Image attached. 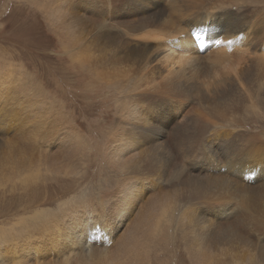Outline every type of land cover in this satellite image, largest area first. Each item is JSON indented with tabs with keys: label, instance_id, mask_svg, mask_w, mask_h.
<instances>
[{
	"label": "rangeland",
	"instance_id": "374dc122",
	"mask_svg": "<svg viewBox=\"0 0 264 264\" xmlns=\"http://www.w3.org/2000/svg\"><path fill=\"white\" fill-rule=\"evenodd\" d=\"M171 1L140 0V12L128 13L125 26L113 32L117 42L93 51L91 0H0V264H70L56 251L69 241L67 227L56 218L50 220L53 213L70 208L77 217L84 210L96 212L92 223L85 225L92 237L86 252L107 253L105 264H115L111 260L116 247L121 249L119 236L154 199L163 202L161 225L148 229L153 236L149 252L139 248L140 256L133 254L140 258L139 264H195L183 241L186 237L192 250L199 245L206 248L202 237L188 229L200 211H206L203 224L213 238L242 228L245 237L260 240V233L252 230L251 208L247 224L236 212L246 206L238 194H254L257 183L264 182V112H250L253 97L240 92L239 82L258 88L262 81L250 80L251 65L238 52L217 60L222 43L207 45L211 50L199 51L201 57L191 58L186 65L177 62L179 53L187 56L188 52L185 43H175L180 36L176 29L191 32L192 28L188 20L178 19ZM255 3L249 7L250 19L259 22L262 13ZM104 22L98 19L103 29ZM65 32L68 38L60 36ZM149 45L155 46L149 51ZM153 55L158 59L153 60ZM132 106L138 107L148 125L136 150L126 152L124 160H114L115 144L110 140L121 130L120 118ZM236 114L239 119L231 118ZM210 115L220 123L211 121ZM229 120L233 147L221 145L219 139V131H230ZM54 132L57 135L51 137ZM34 134L35 140L30 138ZM256 134L263 140L251 141ZM17 163L23 164V170L12 172ZM237 163L246 167L245 172L231 176L225 167ZM184 180H195L198 187L190 183L186 191ZM212 180L221 185L210 188ZM128 184L133 185L131 193L118 196ZM185 194L203 203L189 204ZM120 197L128 205L115 220ZM247 202L251 207L253 200ZM216 203L231 204L230 217L217 216L212 209ZM257 204L264 206L261 201ZM99 219L107 225L106 231L90 228ZM161 237L167 241H158ZM207 242L211 243L209 236ZM229 258L209 261L232 264L234 258ZM120 260H125L122 254ZM84 261L98 264L95 258L76 263ZM236 263L264 261L255 256Z\"/></svg>",
	"mask_w": 264,
	"mask_h": 264
},
{
	"label": "bare ground",
	"instance_id": "6f19581e",
	"mask_svg": "<svg viewBox=\"0 0 264 264\" xmlns=\"http://www.w3.org/2000/svg\"><path fill=\"white\" fill-rule=\"evenodd\" d=\"M139 2H140V0H91V26L93 29V31L91 32V49H93V51L99 50V48L101 46H103L105 48L106 47L110 48V46H112L113 44H115V42H117L116 39H118V38L114 37L113 32L115 30L122 29V27L125 26L124 22H126V20L124 21L123 18L125 16H129L128 13L132 16L133 15L135 16L136 11L140 12V9H142L143 7L140 6L141 3H139ZM171 2H173L172 7L174 8V9L171 8V9H173L172 11L177 12V17H179L178 19L181 18V19L188 20L187 22H189V24L191 25L192 31L200 32L201 31L200 28H204L206 30V31L203 30V32H202V39L204 41L205 48L203 50H199L197 48V44H196L197 41H195L193 39V37L191 35H189L190 32H187L186 30H182L181 28L176 29V32L178 34H180V36L178 35V37L175 38L176 39L175 43L181 44L180 46H183L182 43H185L184 47H186V52H188L187 56H184L181 53H179V56L176 59L177 62H179V63L181 62L182 64L186 65L185 62L187 63V61H190L191 58L196 59L198 57H201L199 55V53L203 51L202 53H200V54H203L209 48L208 47L209 46L208 36L209 35L217 36L218 39H220L221 41H224V42H222V45L217 47V50L220 51L216 55L217 60H219V61L223 60V58H224L223 55H230V54H233L235 52H238L239 53L238 57H240V56L244 57L243 61L246 63L248 62L251 65L252 70L249 72L250 80L252 81L253 78H255L254 80L258 79L260 82L262 81L261 86H259L258 88H255V86H253L254 84L253 85L251 84V86H248V85H245V84L239 82V90L242 94H244L246 96L253 97L252 105H250V112L257 111V110L264 112V99H263L264 94H262V92L264 91V10H263V8L261 6H258L260 8L261 13H262L261 20L258 22V21H254V20L250 19L249 7L252 6L251 4H252L253 0H174ZM111 3L113 4V6L110 5ZM164 3H165V0H164ZM123 4L127 6L126 9L124 8L125 6L123 7ZM166 4H168V3H166ZM139 14L142 15V13H139ZM58 17H59V14H58L56 20H58ZM100 18L105 20L104 29L101 28V26H99V24H98V19H100ZM140 18H142V17H140ZM185 20H182L183 24L186 23ZM92 23H93V25H92ZM169 24H170V22L167 24V26H169ZM136 29H138V28H136ZM241 30H244V31H241ZM102 31H106V32L110 33V35H106V36L101 37ZM125 31H128V30H125ZM125 31H123V34ZM134 31H135V27H134ZM134 31H130V32L133 33ZM183 31H186L185 32L186 34H182ZM213 31H215V33ZM117 33H118V31H117ZM125 33H128V32H125ZM60 36L68 38L67 37L68 35L66 34V32H65L64 36L60 33ZM189 37L191 39V42L188 39ZM114 38H116V39H114ZM226 38H232L233 40L226 41L225 40ZM180 41H184V42H180ZM213 46L211 48H216ZM210 50L207 51L205 53V55L209 54L211 52ZM173 52L174 51L170 52V54ZM255 58L257 60V64L255 63ZM213 60H215V58H213ZM176 77H179V75L177 74ZM16 89H17V87H16ZM19 89H18V91H19ZM142 93H144V92H142ZM137 111H138V107L132 106L129 109H127V111L125 112V114L123 116L120 115L121 116L120 120L122 123H120L118 125V128H121V130L118 129L120 131L117 132L112 137V139L110 140V144H111V142H112V144L113 143L115 144V146L113 148V152L111 153L114 156L113 157L114 160L117 157H121L120 160H124L123 156L126 152L131 153V152L135 151L136 147H137L136 143H137V141L139 142V140H138L139 135L141 133L145 132L146 126L148 125V121H146V118L143 117L141 115V113H138ZM150 112L152 113V110ZM237 114L235 117H231V118L236 119V120L239 119ZM211 118H212V115H210V119ZM211 121H216L217 123H220V121L218 119L214 120L212 118ZM230 124H232V122L230 123V120H229L227 128H229L230 131H228V130L224 131V129L219 131V137H220L219 139L221 140V142H220L221 145L226 144L230 147H233V146H235V144L233 143L234 138L232 137V139H231L229 136V133L233 132L232 131L233 128H232V126H230ZM47 130H48V128H47ZM51 131L53 132L52 129H51ZM52 132H50V133H52ZM48 133H49V131H48ZM75 134L77 136L79 135L78 132H75ZM35 135L36 134H34V136H32L30 138L35 140ZM56 135L57 134L54 132V134L51 135V137H55ZM232 135H233V133H232ZM49 139H50V136H49ZM262 140H263L262 135L256 134V135L251 136V141H262ZM211 142H213V141H211ZM209 143H210V141H209ZM251 151L252 150L248 151V153H250ZM229 157H232L231 154H227V158H229ZM230 167L234 171H232ZM22 168H23V164L17 163L14 166L12 172L22 171L23 170ZM225 168H229L228 171L230 172L231 176H242V174H244V172H245L244 170L246 169V167L238 166V163H237V165H232V166L227 165ZM204 169H206V168H204ZM30 176H32V175H29V177ZM17 179L19 180L21 178L18 176ZM184 181H186V182H183V183H185V186H186L185 189H187L186 191H189V189H191L190 183L195 184V182H196L195 180L194 181L184 180ZM128 183H130V182H128ZM142 184H143V182H142ZM206 184L209 185L210 182H209V184H208V182H206ZM218 184L221 185V181H218V180L213 181L212 180L211 186L209 185V187L213 188V187H216ZM197 185L198 184H195V187ZM257 187L258 188L254 191V194H255L254 198L251 197L250 199L247 200V201L253 200L252 206L250 207L249 203L246 202V206H243L244 209H243L242 216H243V218H244V216H247V214H248L247 209L251 208L252 214H253L254 219H255V223L252 225V230H254L256 228L255 229L256 231H254V234L260 233L259 234L260 240L253 241L250 237H245L242 234V232H243L242 228L230 231L226 235V237L220 238V239L213 238L210 235H207V230L209 228L207 229L206 228L207 226L205 227L203 224L204 217H207L205 215V212H206L205 210H207V208L206 207L202 208L205 212L200 211V212H198V214L195 213L194 214L195 215V219H194L195 222L192 220L191 222H194V224L192 227H190L191 225H189L188 229L190 232L197 233L198 235H200L202 237L204 243H206L205 244L206 248L204 246L199 245L194 250H192L190 243L188 242L186 237H184V241H183V243L188 247V249H189L188 252H189V254H190V256L193 259L195 264H204L205 262H208V264H210V263H212L209 261L211 258L223 261V258L228 257V256L231 257L229 259L234 258L232 264H234V261L236 259H240V260L244 259V260H249V261L255 260V256H257V258H260L262 261H264V241H263L264 240V223L261 222V217L264 216V206H262L261 204L260 205L257 204V202L261 201L259 194L261 192H264V182L257 183ZM132 189H133V185L128 184L126 186V189H125L126 191L119 192L118 196L131 193L130 191ZM184 193H185V191H184ZM178 195H181V193L180 194L178 193ZM185 195H183V196H185ZM183 196H181V197H183ZM187 196H189V195H186V197ZM186 199H187V203H189V204H193V203L202 204L203 203L202 200H199L197 198H191L190 199L189 197H187ZM119 200H120L119 202L115 203L116 204V208L114 209L115 213H116L115 214L116 215L115 220H117V218L120 219L121 214L124 212V210L126 209V207L128 205L127 199L125 200V198L123 199L120 197ZM162 204H163L162 201L154 199V200L150 201L144 207V209L140 215L134 216L135 219L132 221L133 223L129 222L130 225L127 226L126 230L118 238L119 242L118 241L117 242L119 244L121 242V244H120L121 249L119 251L120 246L116 247V249H118V250L116 251V254L114 255V257L112 258L111 263H115V264H137L138 263L139 264L140 258H138V257L140 255H138V252H137L138 249L140 248L142 252H143V250L145 252H149V247H151L150 241H152L151 237H153V236H151L152 234H150L148 232V229L157 228L161 225L160 217L162 216V213H163ZM85 207H87V206H85ZM78 209H80V208H78ZM212 209H214L217 212L216 213L217 216L226 217V218L230 217V215L234 211V207L229 203H216L212 207ZM157 210H162V211L156 212ZM207 211H209V210H207ZM259 211H260V213L258 215ZM94 214L88 213L87 210H84L81 214L82 216L77 217L78 214L76 215V210H74V208L73 209L70 208V209L60 210L58 213H53L52 216H50L51 217L50 220L56 218L59 221V223L61 221L67 227V235H68L67 238H69V241L66 244H62V245H59L58 247H56V251L58 252L57 255H60V256L63 255L64 258H66L68 263L74 264L76 262L86 260L85 255L83 256V255H79V254L80 253L85 254V252L88 251V249L90 248V243L92 242V237L90 236L91 232L90 233L87 232V228L85 227V225L89 222L92 223L91 219L94 220L96 218L94 216ZM190 215L191 216L188 215L190 217V218L189 217L188 218L193 219V215L192 214H190ZM152 218H154V221L151 220ZM86 219H87V221L85 222ZM54 224H57V223L55 222ZM95 224H96L95 227L98 226L99 232H100V230H102L104 228L106 230L108 229L107 225L104 224L103 219L102 220L99 219V222L96 221ZM236 224L239 226H243V224L241 222H237ZM101 225H103V227H101ZM60 226L62 227V225H60ZM93 227H94V225H91L90 228L92 229ZM49 230H48V232H49ZM52 230H53V228H52ZM40 232L42 233V231H40ZM102 232H103V230H102ZM38 233L39 232H37L36 234L38 235ZM54 233H53V236H54ZM51 235H52V233H51ZM157 235H159V237L161 236L160 234H157ZM59 236H61V235H59ZM163 236H164V234H163ZM208 236L211 239L210 244L207 242ZM54 239H56V238L54 237ZM228 239L236 240V241H227ZM158 241H167V238L165 237V238H162ZM65 246H67V247L64 248ZM73 246H75V247L78 246V248L72 249ZM154 247L156 248L157 244H155ZM100 249H102V248H99L98 251H100ZM135 253H137L136 256L138 255V257H136V256L132 257L133 254H135ZM86 254H87V252H86ZM121 254L125 257L124 261L120 260ZM67 258H69V259H67ZM37 259H39V258H37ZM25 260L26 259H24V261ZM136 261H137V263H136ZM86 262L87 261H84L80 264H85ZM220 264H221V262H220Z\"/></svg>",
	"mask_w": 264,
	"mask_h": 264
},
{
	"label": "snow or ice",
	"instance_id": "6c2138e0",
	"mask_svg": "<svg viewBox=\"0 0 264 264\" xmlns=\"http://www.w3.org/2000/svg\"><path fill=\"white\" fill-rule=\"evenodd\" d=\"M256 2H257V4L259 6L264 7V0H256ZM249 10H251V9H249ZM241 31H244V30H241ZM202 32H203V30H201L200 32H197V31L190 32V35L193 37V39L195 41L198 42V46H200V47H203V45H204V41L202 39ZM106 35H110V33L106 32V31H102L101 32V37L106 36ZM221 43H222V41L220 39H218L217 36H215V35H209L208 36V44L209 45H219ZM154 46L155 45H149L148 46L149 51ZM152 59L156 60V59H158V56L157 55H153ZM238 195H239L240 199L243 200L246 203L247 200L250 199L251 196L255 195V194L243 193V194H238ZM259 196H260L261 203L264 204V192H261L259 194ZM140 199H143V197H140ZM134 208H135V205H133V210H134ZM242 211H243V209L240 210V211H237L236 215L237 216H241L242 215ZM261 222L264 223V216L261 217ZM242 223H244V224L249 223V218L247 216H244V218L242 220ZM101 227H103V225H101ZM92 258H95L98 261V264H105V262L109 260L108 254L107 253H103V252L89 253L85 257V259H92Z\"/></svg>",
	"mask_w": 264,
	"mask_h": 264
}]
</instances>
